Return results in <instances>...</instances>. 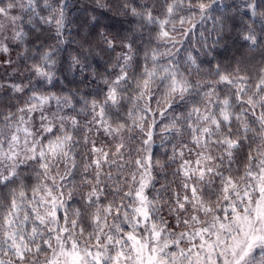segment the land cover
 Returning a JSON list of instances; mask_svg holds the SVG:
<instances>
[{"label": "clouds", "instance_id": "1", "mask_svg": "<svg viewBox=\"0 0 264 264\" xmlns=\"http://www.w3.org/2000/svg\"><path fill=\"white\" fill-rule=\"evenodd\" d=\"M0 8L5 13L0 16V130L5 133V151L10 130L19 125L32 131L27 144L21 134L16 159L19 179L30 191L42 176L39 163L27 158L26 149L70 134L68 155L51 160L50 173L56 174L57 186L64 190L70 214L78 207L89 208L84 196L96 170L85 166L97 155L91 152L93 142L109 153L123 145L108 163L101 162L100 186L110 193L119 178L127 188L124 177L135 173L139 181L144 172L150 181L146 194L157 219L171 215L175 194L182 192L185 182H192L186 181L180 168L195 151L210 150L213 167L227 169L231 158L225 155L222 142L228 135L243 141L238 156L242 163L245 152L255 155L264 144V139L255 143L244 139L240 128L248 113L240 93L245 99L255 95L256 84L264 80V0H0ZM165 19L169 37L160 36L159 21ZM153 68L156 75L141 97L146 70ZM173 76L185 81L188 90L165 103ZM113 87L117 89L115 104L108 99ZM38 97H47L48 102L41 104ZM225 99L231 100V110L240 121L233 119L230 131L227 124L222 130L213 128L208 147L203 143L195 147L193 136L211 127V119L205 122L201 117L219 118ZM100 107H104L107 128L97 123ZM142 115L146 120L140 119ZM48 127L54 132L46 131ZM258 128L253 127L256 136L264 137V130ZM148 131L153 139L145 144ZM150 153L151 169L138 168L136 160L144 162ZM8 165L5 161L3 167ZM109 172L111 178L106 175ZM12 187L18 185H5L0 193L5 211ZM18 234L29 235L23 230ZM259 254L256 249L254 255ZM0 258L5 264L10 259L16 264L10 243L0 250ZM33 261L43 264L35 247L21 264Z\"/></svg>", "mask_w": 264, "mask_h": 264}, {"label": "snow or ice", "instance_id": "2", "mask_svg": "<svg viewBox=\"0 0 264 264\" xmlns=\"http://www.w3.org/2000/svg\"><path fill=\"white\" fill-rule=\"evenodd\" d=\"M172 11L169 7V14ZM3 15L4 10L0 8V16ZM167 23L166 19L159 21L161 37L170 35ZM146 71L141 97L148 91L151 77L156 75L155 68ZM164 72L168 69L165 68ZM187 90V83L173 76L165 94V103L175 94H183ZM256 90V94L247 99L242 91L240 93V103L248 109L245 120L240 121L239 115L234 116L231 100L225 99L221 102L223 107L219 118L201 117L205 122L211 119V127L200 129V135L193 136L192 144L199 147L203 143L207 148L212 129L222 130L227 124L230 131L233 119L240 121L244 139L254 143L264 139L253 131L256 125L259 126L257 130H264V80L256 84ZM37 99L41 104L48 102L47 97ZM108 99L116 103L115 87L108 90ZM152 99L149 96V103ZM104 112V107H100L97 123L105 124L107 128ZM196 113L200 115L198 108ZM146 118V115L140 117ZM46 131L54 132V129L48 127ZM21 134L27 144L26 138L32 135V131L19 125L14 131L10 130L5 151V133L0 130V193L5 185H18V188L9 189L6 211L3 197H0V213H3L0 215V236L3 237L0 250L5 243H10L16 264L26 260L33 247L38 256H43V264H264V144L256 149L255 155L251 151L245 152L246 160L242 163L238 156L243 151L240 148L243 141L228 135L222 142L226 148L225 155L231 158L227 169L218 165L213 167L210 150L195 151L191 158L183 160L180 168L186 181L192 182H185L181 186L182 192L175 194V209H170L171 215L157 219L154 204L146 194L150 181L144 172L139 181L135 173L124 177L127 188L119 178L113 183L110 193L105 192L106 186H100L101 162L106 164L110 155L119 154L122 144L117 145L116 153H109L92 143L91 152L97 155L85 166L96 170L94 183L88 185L84 196L89 208L78 207L70 214L64 202V190L57 186L56 174L50 176V173L51 160L59 161L68 155L72 136L65 133L46 144L34 143L26 149L30 153L27 158L39 163L42 176V181L32 185L29 191L25 182L19 179L16 163ZM145 136L144 143L147 144L153 139L152 131L146 132ZM180 155L183 156V152ZM152 160L150 153L144 162L137 159L135 163L142 170L145 165L151 169ZM5 161L9 162L7 168L3 167ZM232 164L236 165L234 170ZM106 175L111 178V172ZM85 177L89 179L87 173ZM60 183H63L62 177ZM109 194L113 199H109ZM21 230L29 235L18 234ZM256 249H260L258 256L254 255ZM0 264H5L4 259L0 258ZM7 264H13V261L10 259Z\"/></svg>", "mask_w": 264, "mask_h": 264}]
</instances>
